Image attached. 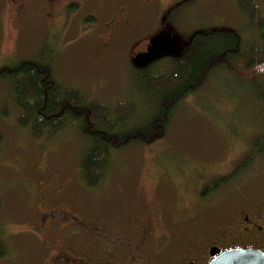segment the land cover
I'll list each match as a JSON object with an SVG mask.
<instances>
[{"label": "rangeland", "instance_id": "rangeland-1", "mask_svg": "<svg viewBox=\"0 0 264 264\" xmlns=\"http://www.w3.org/2000/svg\"><path fill=\"white\" fill-rule=\"evenodd\" d=\"M137 1L145 4L147 0ZM178 1L160 3L168 6ZM255 1L264 11V0ZM237 2L184 3L172 25H166L162 14L153 18L146 9H136L138 17L124 19L127 24L105 44L100 28L104 18H97L91 28L97 30L87 38L79 33L85 18H66L68 24L64 25L63 18L18 17L13 15L11 1H2L0 68L36 57L39 49L46 47L48 53H58L53 73L64 86L80 89L88 98L108 105L131 97L139 107L138 119L130 121L131 127L152 117L159 105V96L131 67L132 58L150 39L169 33L175 43L184 44V39L201 28L224 27L240 32L242 49L259 45L260 35ZM213 74L197 92L183 99L168 120L162 139L147 146L133 143L115 152L99 188L88 187L80 175L86 137L70 126L44 147L20 126V111L9 100L8 86L0 85V240L8 249L0 264H38L35 244L28 234H22L19 225L30 198L38 188L44 193L49 182L53 196L62 192L66 205L81 213L95 212L108 220L134 216L148 221L155 231L160 230L161 246L167 248L169 243V250L173 233L184 243L197 240L210 223L208 208H216L238 192L264 191V160L257 159L237 179L201 198L206 186L237 169L254 141L264 134V117L251 94L254 86L250 90L248 84L237 82L227 68ZM164 98L161 95L159 100Z\"/></svg>", "mask_w": 264, "mask_h": 264}, {"label": "trees", "instance_id": "trees-1", "mask_svg": "<svg viewBox=\"0 0 264 264\" xmlns=\"http://www.w3.org/2000/svg\"><path fill=\"white\" fill-rule=\"evenodd\" d=\"M237 3L240 12L248 16V21L260 35L259 45L242 49L241 34L232 28H201L184 39L187 43L180 55L168 56L162 63L144 71L131 63L142 83L159 96L153 116L141 124L130 127V121L138 119L139 108L131 97L108 105L88 98L80 89L64 86L53 73L58 53L52 55L46 47L39 49L36 57L1 67L0 85L8 86L9 100L20 111V126L42 141L44 147L67 132L70 126H75L86 137L88 144L81 152L80 175L88 187L99 188L113 165L114 153L133 143L147 146L162 139L168 120L183 99L197 92L214 71L227 68L236 81L248 84L250 90L254 86L251 94L264 117V11L255 0H238ZM63 22L68 24L66 18ZM86 24L92 28L96 23L93 18H86L84 30ZM79 33L88 38L84 31ZM161 66L163 69H159ZM161 95L165 97L163 100H159ZM257 159L264 160V134L254 141L237 169L206 186L201 198L215 194L219 188L237 179ZM7 254L8 249L0 240V260Z\"/></svg>", "mask_w": 264, "mask_h": 264}, {"label": "flooded vegetation", "instance_id": "flooded-vegetation-1", "mask_svg": "<svg viewBox=\"0 0 264 264\" xmlns=\"http://www.w3.org/2000/svg\"><path fill=\"white\" fill-rule=\"evenodd\" d=\"M11 1L15 16L37 14L40 18H104L102 41L107 44L127 24V18H137L136 9H145L172 25L178 11L189 0H179L165 6L161 0H0ZM159 13V14H158ZM126 19V21L124 20ZM93 26V25H92ZM88 32H85L87 30ZM88 37L97 29L86 24ZM151 39L137 53L146 54ZM172 57L163 56L140 71L150 69ZM164 65V64H163ZM43 184L38 185L42 187ZM44 185H46L44 183ZM49 182L35 191L19 225L28 234L37 251L38 264H210L220 254L235 250H255L264 254V191L238 192L210 211V223L198 233L197 240L180 241L172 234V250L161 246L163 235L148 221L134 216L121 221L105 219L95 212H79L66 205L60 192L53 196ZM80 210V209H79ZM81 211V210H80ZM84 212V213H83ZM139 219V220H137Z\"/></svg>", "mask_w": 264, "mask_h": 264}, {"label": "water", "instance_id": "water-1", "mask_svg": "<svg viewBox=\"0 0 264 264\" xmlns=\"http://www.w3.org/2000/svg\"><path fill=\"white\" fill-rule=\"evenodd\" d=\"M173 40L169 33L151 39L148 52L137 55L133 59V64L136 67H145L163 56L180 55L186 43H175ZM210 264H264V254L255 250L235 249L220 254Z\"/></svg>", "mask_w": 264, "mask_h": 264}]
</instances>
